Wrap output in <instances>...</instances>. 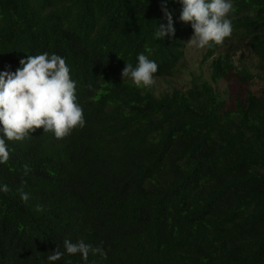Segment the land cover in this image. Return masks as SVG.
Returning a JSON list of instances; mask_svg holds the SVG:
<instances>
[{"label": "trees", "instance_id": "obj_1", "mask_svg": "<svg viewBox=\"0 0 264 264\" xmlns=\"http://www.w3.org/2000/svg\"><path fill=\"white\" fill-rule=\"evenodd\" d=\"M162 2L0 0V72L28 55L65 58L85 119L62 139L40 128L7 142L0 264H264V0H232L260 84L231 107L213 86L222 56L211 82L159 95L122 79L139 53L158 64L155 79L178 72L194 30L167 0L175 35L157 40ZM65 239L105 254L49 262Z\"/></svg>", "mask_w": 264, "mask_h": 264}, {"label": "clouds", "instance_id": "obj_2", "mask_svg": "<svg viewBox=\"0 0 264 264\" xmlns=\"http://www.w3.org/2000/svg\"><path fill=\"white\" fill-rule=\"evenodd\" d=\"M182 4L180 21L190 23L194 34L186 42L188 45L204 48L220 45L231 36L233 25L229 14L234 11L232 0H178ZM161 10L167 20L159 24L154 35L163 39L174 36L172 13L163 0ZM135 67L126 63L122 79H131L137 87H151L156 81L154 74L158 64L143 53L137 55ZM20 67L13 71L0 72V164L10 159L8 141H22L37 129L53 132L57 139L71 134L77 127L85 126L83 108L76 95L77 82L70 76V67L65 58L45 52L28 55L19 61ZM26 170H27V166ZM27 174V171H26ZM0 191H9L6 185ZM21 199L29 200V195L21 191ZM64 251L58 245L47 256L49 262L59 261L65 252L69 255L81 254L87 261L89 252L105 253L101 248H92L83 240L63 241Z\"/></svg>", "mask_w": 264, "mask_h": 264}, {"label": "rangeland", "instance_id": "obj_3", "mask_svg": "<svg viewBox=\"0 0 264 264\" xmlns=\"http://www.w3.org/2000/svg\"><path fill=\"white\" fill-rule=\"evenodd\" d=\"M207 51V46L197 48L185 43L184 58L176 75L165 79H155L156 94L171 91L173 88L184 89L197 77L211 82L212 62L221 56L222 79L213 86L225 100L227 107H231L237 97L244 98L248 91L254 90L260 84L259 62L253 54L244 49V43L236 33L232 32L231 36L226 37L219 45L217 53L205 60ZM227 51L231 55L229 66L226 65L224 58Z\"/></svg>", "mask_w": 264, "mask_h": 264}]
</instances>
